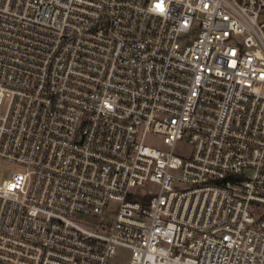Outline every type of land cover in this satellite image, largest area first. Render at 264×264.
<instances>
[{"label": "built area", "instance_id": "2783aa9c", "mask_svg": "<svg viewBox=\"0 0 264 264\" xmlns=\"http://www.w3.org/2000/svg\"><path fill=\"white\" fill-rule=\"evenodd\" d=\"M0 264H264V0H0Z\"/></svg>", "mask_w": 264, "mask_h": 264}, {"label": "rangeland", "instance_id": "374dc122", "mask_svg": "<svg viewBox=\"0 0 264 264\" xmlns=\"http://www.w3.org/2000/svg\"><path fill=\"white\" fill-rule=\"evenodd\" d=\"M178 152L182 155V156H188L191 152V147L186 144V143H181L178 146ZM9 170L11 171L13 169L12 165H8Z\"/></svg>", "mask_w": 264, "mask_h": 264}, {"label": "snow or ice", "instance_id": "6c2138e0", "mask_svg": "<svg viewBox=\"0 0 264 264\" xmlns=\"http://www.w3.org/2000/svg\"><path fill=\"white\" fill-rule=\"evenodd\" d=\"M157 7H160L159 5H157Z\"/></svg>", "mask_w": 264, "mask_h": 264}]
</instances>
